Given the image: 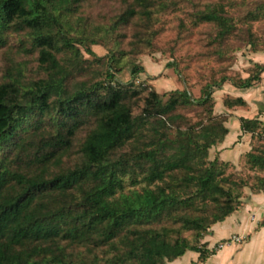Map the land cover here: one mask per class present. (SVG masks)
<instances>
[{"label": "trees", "instance_id": "1", "mask_svg": "<svg viewBox=\"0 0 264 264\" xmlns=\"http://www.w3.org/2000/svg\"><path fill=\"white\" fill-rule=\"evenodd\" d=\"M79 2L0 0V50L11 36L24 35L46 73L25 82L18 63L0 79V264H167L189 251L205 262L215 252L201 241L238 210L248 182L233 180L227 165L209 157L228 133L225 116H212L210 110L207 124L197 131L179 127L171 139L169 127L180 116L173 112L209 103L214 90L227 82L251 88L260 81L264 64H256L239 82L224 76L206 85L199 101L183 90L164 102L155 89L136 86L145 72L139 65L124 83L114 55L104 79L72 86L74 71L83 70L80 46L95 56L84 43L98 45L97 39L70 35ZM165 6L135 0L114 28L137 16L151 22L156 8ZM247 18L264 19V2ZM196 19L214 24L219 40L237 30L224 6L214 5ZM246 33L243 41L259 51L251 29ZM18 42L25 49L24 40ZM64 51L71 56L62 62L57 55ZM137 98L144 106L135 116L131 101ZM226 104L232 108L245 102ZM240 121L244 132L262 137V122ZM83 127L89 130L79 162L61 167ZM246 159L251 170L264 171V149ZM257 182L252 189H264V179L257 177Z\"/></svg>", "mask_w": 264, "mask_h": 264}, {"label": "rangeland", "instance_id": "2", "mask_svg": "<svg viewBox=\"0 0 264 264\" xmlns=\"http://www.w3.org/2000/svg\"><path fill=\"white\" fill-rule=\"evenodd\" d=\"M157 1L164 2L166 6L156 8L151 22L137 16L127 24L114 28L118 17L132 7L135 0H80L78 12L71 17L70 35L74 39H97L98 45H91L87 40L84 43L94 51L95 56L88 55L86 48L80 46L82 58L79 66L83 70L73 69L74 77L71 78L70 84L74 86L82 81L92 84L104 79L108 59L113 55L116 60L119 59L120 78L124 83L131 80L134 65L142 66L145 72L135 81V85L155 89L164 102L173 92L183 90L199 101L206 85L217 83L224 76H229L236 82L250 76L256 64L249 56L251 53L264 52V19L251 21L247 17L255 10L256 5L264 0ZM214 5L224 6L225 12L234 18L237 27L225 40L217 38V28L214 24L198 22L196 19L197 15L208 11ZM248 28L256 37L259 51H254L243 41ZM19 39L24 40L25 49L18 46ZM38 56L37 50H31L29 38L24 35L11 36L9 43L0 50V79H3L10 67L18 63H22L25 82L46 77L45 71L39 68ZM70 56L65 51L57 55L62 62L67 61ZM225 85L233 84L227 82ZM229 88L228 86L227 89ZM218 90L220 88L214 90L212 99L207 104L194 103L178 107L173 115L180 116L169 127V137L175 139L179 127L197 131L201 124H207L210 110L212 116H217L215 107L218 102V109L221 111L223 104L227 106L228 101L235 100L226 95V92L217 93ZM223 91H226V88ZM131 103L135 116L140 115L144 101L137 98ZM88 130L89 127H83L78 132L73 148L64 157L61 167L70 168L79 162V149ZM263 139L257 140L258 147L264 145ZM127 151L129 150L124 152ZM227 175L233 180L244 179L247 182H251L254 177L246 170L236 172L229 167ZM128 188L129 184L126 189ZM210 250L215 253L220 251L218 245ZM204 263L200 262L198 253L189 251L183 257L167 264Z\"/></svg>", "mask_w": 264, "mask_h": 264}, {"label": "crops", "instance_id": "3", "mask_svg": "<svg viewBox=\"0 0 264 264\" xmlns=\"http://www.w3.org/2000/svg\"><path fill=\"white\" fill-rule=\"evenodd\" d=\"M249 58L255 64H264V52L251 53ZM222 87L217 93L226 92L231 98L242 99L245 105L230 108L223 104V110L219 111V102L216 104L215 114L226 117L224 125L228 133L222 142L212 147L210 159H218L236 172L246 170L254 177L243 189L242 204L238 210L224 222L214 225L204 237L208 249L234 235L242 236L245 240L241 244L233 243L217 251L207 258L204 264H264V189L260 191L252 189V186L259 182L257 177L264 179V171L251 170L246 161L249 153L264 149V145L257 146V140L264 138V72L260 81L251 88L241 89L225 84ZM224 88L226 91H223ZM241 118L262 122L263 130L259 131L262 137L244 132ZM262 143L264 144V139Z\"/></svg>", "mask_w": 264, "mask_h": 264}, {"label": "built area", "instance_id": "4", "mask_svg": "<svg viewBox=\"0 0 264 264\" xmlns=\"http://www.w3.org/2000/svg\"><path fill=\"white\" fill-rule=\"evenodd\" d=\"M243 240L244 239H243L242 236L234 235L230 239H228L227 241L219 244L218 245V250H221V249L225 248L226 246L231 245L233 243L241 244Z\"/></svg>", "mask_w": 264, "mask_h": 264}]
</instances>
